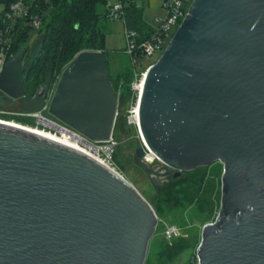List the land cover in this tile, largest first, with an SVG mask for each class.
I'll use <instances>...</instances> for the list:
<instances>
[{
    "label": "water",
    "instance_id": "water-1",
    "mask_svg": "<svg viewBox=\"0 0 264 264\" xmlns=\"http://www.w3.org/2000/svg\"><path fill=\"white\" fill-rule=\"evenodd\" d=\"M44 38L9 58L0 75L9 98L28 94ZM118 102L105 54L86 50L62 71L48 111L106 141ZM137 109L144 145L136 161L156 188L216 161L224 166L220 213L203 227L199 264H264V0H193L147 68ZM145 148L162 162L158 171ZM158 223L119 172L0 123V264H145Z\"/></svg>",
    "mask_w": 264,
    "mask_h": 264
},
{
    "label": "rangeland",
    "instance_id": "rangeland-1",
    "mask_svg": "<svg viewBox=\"0 0 264 264\" xmlns=\"http://www.w3.org/2000/svg\"><path fill=\"white\" fill-rule=\"evenodd\" d=\"M118 1L119 0H108V3L110 5H117ZM136 1L142 9L144 26L146 29L154 27L157 23L156 20L164 17L165 11L161 6V0ZM5 7L6 3L0 2V11L4 10ZM103 23L106 24V58L111 79L117 81L119 75L126 73H130L132 77L130 81L131 94L128 98L119 99L118 102V115L120 120L114 131V140L116 144L113 149L111 166L115 171L119 172L131 182L137 190L151 202L155 197L156 189L167 185L173 178L165 184L158 182L159 187L156 188L153 181L154 174L145 171L136 161L137 150L143 147V140L133 115V109L136 105L138 94V91L133 89V84L139 80V76L134 72L132 61L126 53L127 41L125 37L124 21L122 19H107V21ZM25 25L30 26L28 23H25ZM38 34L39 29L36 27L30 28L26 43L29 48L33 47L36 43ZM166 46L167 44L164 45V50ZM162 53L163 51L158 52L153 59L140 61L136 70L140 72L141 69L156 62ZM65 68L62 67L52 83L45 80L43 84L39 86L38 89H44V93L41 97L28 95L26 98L14 100L0 92V111H3V113H0V117L26 127L35 128L33 127L35 126L34 119L25 116V114L37 112L44 108L48 102H51L60 75ZM52 134L54 133L52 132ZM54 135L60 136V134ZM148 166L152 167L155 171L163 167L159 164L150 163H148ZM206 167L208 188L204 199H207L208 202L210 198L212 203H208V206L205 208L201 204L200 206H189L184 212V218L181 222L175 221L174 218L170 216L161 217L157 215L159 223L149 245L146 258L148 264H164L163 258L160 257V252L162 250L161 244H172L174 241L181 238L189 240V247L179 254L174 261L168 264H199L198 249L202 241L203 227L207 223L215 222L219 216L222 204V174L224 166L220 161H216ZM161 222L177 225L180 229V235L171 241L166 240L162 233Z\"/></svg>",
    "mask_w": 264,
    "mask_h": 264
},
{
    "label": "trees",
    "instance_id": "trees-1",
    "mask_svg": "<svg viewBox=\"0 0 264 264\" xmlns=\"http://www.w3.org/2000/svg\"><path fill=\"white\" fill-rule=\"evenodd\" d=\"M125 1L128 27L138 31L139 41L147 39L152 28H145L142 9L136 0ZM28 5L34 13L40 14L42 26L39 28L38 37L45 33V38L41 54L27 74L29 90L26 97H41L43 94L39 95V86L45 80L52 83L62 67L72 64L73 59L82 51H101L107 57L106 24L103 22L109 19L106 12L108 0H32ZM24 21L26 20H21L18 24L20 31L15 35L11 54L21 46L27 45L28 33L32 27L22 28ZM133 70L135 72L134 67ZM131 80L130 73L119 75L117 81L112 80L119 99L128 98L131 94ZM119 120L118 115L115 129ZM206 171L205 166L185 172L182 176L173 178L167 185L156 189L155 197L150 202L156 214L161 217L170 216L181 222L189 206L201 204L205 208L208 203H212L210 198L208 202L204 199L208 188ZM160 225L164 236V223L161 222ZM161 247L160 257L163 258L164 264H168L189 247V240L181 238L172 244H161ZM145 264L148 262L145 261Z\"/></svg>",
    "mask_w": 264,
    "mask_h": 264
},
{
    "label": "built area",
    "instance_id": "built-area-1",
    "mask_svg": "<svg viewBox=\"0 0 264 264\" xmlns=\"http://www.w3.org/2000/svg\"><path fill=\"white\" fill-rule=\"evenodd\" d=\"M32 0H0L5 2L6 7L0 11V75L6 66L11 54L15 35L20 31L18 24L21 20H26L22 23V28L25 27V23L37 29L42 26V19L40 14L34 13L28 2ZM193 0H161V6L165 11V15L162 18L156 20V25L152 27L150 36L139 41L140 34L135 29L128 27L125 18V0H119L117 5H107V17L109 19H122L125 24V37L127 41L126 53L130 57L132 64L135 68V73L139 76V80L133 84V89L138 91L137 98L140 94L139 85H142L146 70L138 72L136 70L138 63L142 60L153 59L158 52L164 51V45L170 42L174 36L177 28L182 23V20L188 14V10ZM48 102L44 108L37 112L27 113L25 116L34 119L35 128H39L43 131L59 134L57 127L64 128L69 132L75 134L79 139L75 141V144L85 153L91 154L105 165L111 166V159L113 149L115 147L114 135L106 141H94L54 118L49 114ZM134 110V109H133ZM3 113V111H0ZM0 120L7 122H14L5 120L0 117ZM149 154H153L150 149L145 148L144 160L150 164H159L163 166L162 162L154 155L153 161L148 162L147 157ZM112 167V166H111ZM113 168V167H112ZM164 223V236L167 240L171 241L180 235V229L177 225Z\"/></svg>",
    "mask_w": 264,
    "mask_h": 264
},
{
    "label": "bare ground",
    "instance_id": "bare-ground-1",
    "mask_svg": "<svg viewBox=\"0 0 264 264\" xmlns=\"http://www.w3.org/2000/svg\"><path fill=\"white\" fill-rule=\"evenodd\" d=\"M139 91L141 90L142 88V85H139ZM137 101H138V98H137ZM133 111H134V114H133ZM132 111V114L134 115V119H135V122L138 124V109H137V102H136V105L134 107V110ZM0 123H7V124H10V125H13V126H16V127H19V128H22V129H26L28 131H31V132H34V133H37L39 135H42L46 138H49L51 140H54L58 143H61V144H64L66 146H69V147H73L75 149H78L80 151H83L82 149H80L79 147H77V145L75 144V141L79 140L75 134H73L72 132H69L68 130L64 129V128H61V127H57V129L59 130V134L60 136H56L48 131H43L39 128H30V127H26L24 125H21L19 123H16V122H7V121H4V120H0ZM144 145V144H143ZM85 153V152H84ZM87 154V153H86ZM89 155L90 157H93L94 159H96L97 161H99L100 163L104 164L103 162H101L100 160H98L97 158H95L94 156H92L91 154H87ZM153 158H154V154H149V156L147 157V161L148 162H151L153 161ZM105 165V164H104ZM108 166V165H106ZM110 167L111 169H113L111 166H108ZM114 170V169H113Z\"/></svg>",
    "mask_w": 264,
    "mask_h": 264
},
{
    "label": "crops",
    "instance_id": "crops-1",
    "mask_svg": "<svg viewBox=\"0 0 264 264\" xmlns=\"http://www.w3.org/2000/svg\"><path fill=\"white\" fill-rule=\"evenodd\" d=\"M139 5V4H138Z\"/></svg>",
    "mask_w": 264,
    "mask_h": 264
}]
</instances>
